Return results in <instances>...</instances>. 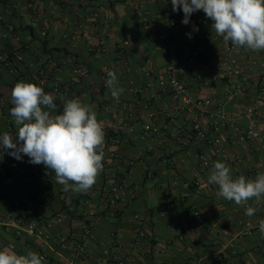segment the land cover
I'll use <instances>...</instances> for the list:
<instances>
[{"label":"crops","instance_id":"1","mask_svg":"<svg viewBox=\"0 0 264 264\" xmlns=\"http://www.w3.org/2000/svg\"><path fill=\"white\" fill-rule=\"evenodd\" d=\"M25 6L26 0H0V45L11 63L17 64L24 82L35 84L44 61L76 56L86 73L74 78L75 99L90 105L103 124L104 167L87 193L65 192L43 164L39 165L41 177L35 178L38 165L30 163L28 156L21 154L17 160L8 154L12 150L0 149V218L12 212L25 221L42 223L55 214L64 215L43 245L25 238L30 240L26 246L12 228L0 225V250L13 245L17 254L40 251L57 257L61 252L57 239L76 228L79 219L73 217L84 212L94 222L87 240L90 264H113L116 257L127 255L136 264H264V235L259 228L250 235L241 233L244 222L264 219V201L237 205L207 182L217 161L231 169L233 178L255 179L264 173V147L254 140L238 139L247 126L245 108L264 76V50L245 48L239 54H224L231 67L242 69L241 74L214 70L212 57L224 52L223 38L212 30V21L202 10L192 13L185 25L181 9L179 22L171 24L167 19L171 0L164 4L159 0H112L109 4L35 0L32 9ZM92 10L98 11L97 17L90 14ZM75 32L81 34L77 40ZM125 38L131 43L123 47ZM188 48L198 51L195 63L184 55ZM170 64L181 67V77L193 95L223 104L230 119L219 131L226 160L215 159L208 168H199L197 155H212V146L194 135L196 129L191 131V110L175 115V100L156 89ZM109 71L116 74V87L123 89L117 102L107 85ZM71 77L70 68L61 66L49 84ZM15 81L16 73L3 66L0 135L18 130L10 115ZM177 124L184 130L177 132ZM258 126L264 129V121ZM153 128L160 133H153ZM16 201L21 206H15ZM248 206L257 208L253 216L245 214ZM68 208L74 212H67ZM135 215L144 219L142 237H138Z\"/></svg>","mask_w":264,"mask_h":264},{"label":"clouds","instance_id":"2","mask_svg":"<svg viewBox=\"0 0 264 264\" xmlns=\"http://www.w3.org/2000/svg\"><path fill=\"white\" fill-rule=\"evenodd\" d=\"M171 4L174 12L182 9L185 25L192 13L202 10L225 43L230 41L236 49L264 50V0H171ZM193 30L198 29L193 26ZM107 76L112 96L118 100L123 89L116 87L115 72L109 71ZM60 100L62 111L53 95L41 86L15 83L10 115L18 130L0 135V149L12 150L8 154L17 160L24 154L30 163L43 164L65 192L87 193L104 167L103 124L90 105L75 98ZM207 182L217 185L219 195L237 205H247L252 199L257 205L264 201V173L255 179L244 175L233 178L231 169L217 161ZM256 211V207L248 206L245 214L253 216ZM259 231L264 235V220L259 222ZM0 264H43V257L33 251L17 254L4 248L0 250Z\"/></svg>","mask_w":264,"mask_h":264},{"label":"built area","instance_id":"3","mask_svg":"<svg viewBox=\"0 0 264 264\" xmlns=\"http://www.w3.org/2000/svg\"><path fill=\"white\" fill-rule=\"evenodd\" d=\"M106 3H110L112 0H104ZM35 0H26V10L33 8ZM161 4L167 2V0H159ZM92 16L97 17L98 11L92 10L90 12ZM110 18L111 15L109 14ZM1 18V16H0ZM167 19L171 24H177L180 19L178 11L173 10L167 11ZM41 35L45 36L46 32L42 31ZM73 37L77 40L81 37L80 32H75ZM131 43L130 38H125L122 40V46L126 47ZM223 50L221 54H215L212 57L211 66L214 70L223 71L227 74L232 71L234 74H241L242 69L237 66L235 68L231 67L229 64V57L224 54H239L245 48L236 49L232 46L231 42L225 43L223 41ZM187 61L189 63H195L198 60L199 54L196 49L188 48L184 53ZM264 58V53H263ZM9 65L10 71L13 73L18 72L15 63L8 62L3 53V47L0 45V72L3 66ZM67 66L70 68L72 74L71 78L59 82H52L49 84V80L52 79L54 71L60 67ZM86 73L85 67L78 61L75 55L69 54L66 58H51L47 59L44 63V67L41 71L40 76L36 79V84L41 86L45 93H50L55 98V103L60 105V111H62V102L60 97L65 100L74 99L76 97V92L74 91L75 77H79ZM182 69L174 64L168 65L164 72L160 75L157 80L156 89L157 92L168 93L175 100L176 104L174 106V114L179 115L186 111L191 110L188 116V122L191 127V131L196 129L194 135H198L202 138H206L208 143L212 146V155H207L200 153L197 155V162L200 169H205L211 166L215 159L226 160L228 155L226 153L225 147L222 144V139L219 131L225 126L226 122L230 120L228 114L225 112L223 104L215 101L210 97L198 98L193 95L187 88L183 78L181 77ZM20 81H24L23 76H20ZM18 81L13 82V86ZM258 83V90L256 96L253 100L246 106L244 115L247 118V126L243 132H240L239 140L244 138L254 140L259 146L264 147V129L258 126L260 121H264V76L260 78ZM116 102L119 99H115ZM4 99L0 97V105L3 103ZM122 109L125 110V106L121 105ZM55 114V113H53ZM59 114V112H58ZM233 122V121H231ZM207 126V127H205ZM234 130H238L236 124L231 123ZM184 127L182 124H177L175 129L178 131H183ZM208 131V132H207ZM152 132L159 134L158 128H153ZM215 132V134H212ZM207 133V135H206ZM190 136L193 133H189ZM132 163V161H131ZM36 170L33 172L35 178L41 177L40 164H37ZM185 193L184 195H187ZM64 196V194L62 195ZM15 206H21V201H16ZM67 212H74L73 208H68ZM196 216L199 215L198 212H194ZM64 215L55 214L51 216L46 221L38 223L31 220H26L24 217H17L12 212H6L1 215L0 225L5 228H12L17 238L21 239H36L43 244H47L51 236V228L61 222ZM75 219H79L78 226L66 233L59 236L56 241L58 248L61 250L57 257L53 255L46 254L45 252H38V254L43 257V264H90L89 257L87 253V240L91 234L94 226V222L91 218L86 217L84 212H76ZM135 219L138 222V237H142L145 234L144 231V219L141 215H135ZM264 220V219H263ZM261 221V220H260ZM253 223L251 221H246L243 224V230L241 233L243 235H250L252 232L259 228V222ZM26 241V246H30V240ZM136 243V242H135ZM9 248H13V245H9ZM113 264H136L133 259L127 256H118L114 259Z\"/></svg>","mask_w":264,"mask_h":264},{"label":"trees","instance_id":"4","mask_svg":"<svg viewBox=\"0 0 264 264\" xmlns=\"http://www.w3.org/2000/svg\"><path fill=\"white\" fill-rule=\"evenodd\" d=\"M3 47V46H2ZM3 53H4V55H5V57H6V60L8 61V62H13L11 59H9L7 56H6V54H5V49L3 48ZM68 55H65L64 57H62V58H66ZM47 62V60L46 61H44L43 63H42V69H43V67H44V63H46ZM16 65V67H17V64H15ZM20 76H22V74L21 73H19V70H18V72H17V74H16V81H18V82H20Z\"/></svg>","mask_w":264,"mask_h":264}]
</instances>
